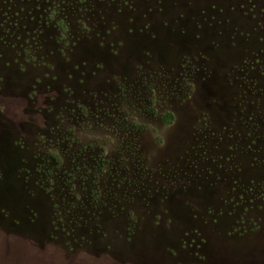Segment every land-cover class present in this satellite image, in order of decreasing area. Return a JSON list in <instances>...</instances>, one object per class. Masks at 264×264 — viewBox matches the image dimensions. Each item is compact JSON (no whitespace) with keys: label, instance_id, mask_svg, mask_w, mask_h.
<instances>
[{"label":"rangeland","instance_id":"rangeland-1","mask_svg":"<svg viewBox=\"0 0 264 264\" xmlns=\"http://www.w3.org/2000/svg\"><path fill=\"white\" fill-rule=\"evenodd\" d=\"M0 264H264V0H0Z\"/></svg>","mask_w":264,"mask_h":264},{"label":"trees","instance_id":"trees-1","mask_svg":"<svg viewBox=\"0 0 264 264\" xmlns=\"http://www.w3.org/2000/svg\"><path fill=\"white\" fill-rule=\"evenodd\" d=\"M166 119V118H165Z\"/></svg>","mask_w":264,"mask_h":264}]
</instances>
